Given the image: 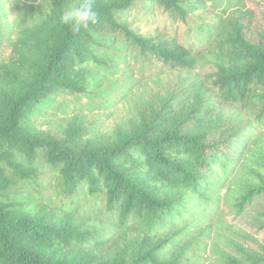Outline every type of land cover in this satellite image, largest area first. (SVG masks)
Masks as SVG:
<instances>
[{
	"label": "trees",
	"instance_id": "obj_1",
	"mask_svg": "<svg viewBox=\"0 0 264 264\" xmlns=\"http://www.w3.org/2000/svg\"><path fill=\"white\" fill-rule=\"evenodd\" d=\"M13 2L16 38L8 59L0 53V264H183L224 209L242 215L256 202L258 239L221 264H264V0H94L99 23L78 34L59 19L78 0ZM139 2L167 19L154 35L118 16ZM198 12L214 20L200 27L195 49L177 28ZM111 46L173 74L167 101L102 139L84 140L79 126L33 133L25 124L37 107L59 92L84 94L85 67L102 63ZM192 90L193 107L181 118ZM228 109L224 124L207 125ZM44 166L54 196L83 190L97 199L96 214L113 217L115 230L140 236L106 258L108 239L85 229L92 217L32 205L25 195L43 192L36 186ZM202 210L215 216L188 239V217Z\"/></svg>",
	"mask_w": 264,
	"mask_h": 264
},
{
	"label": "rangeland",
	"instance_id": "obj_2",
	"mask_svg": "<svg viewBox=\"0 0 264 264\" xmlns=\"http://www.w3.org/2000/svg\"><path fill=\"white\" fill-rule=\"evenodd\" d=\"M13 3V0H0L1 59H8L11 52L10 43L16 38L18 19ZM213 15L202 12L189 15L187 22L180 23L177 28L181 40L193 45L195 49L199 48L200 38L202 34L204 35L199 29L209 25L214 20ZM118 16L121 21L143 35H154V28L167 20L149 3L141 2L134 5L130 11L119 13ZM101 59L102 63H90L84 69L86 87L84 94L69 92L53 94L37 107L35 114L25 125L33 133L44 135H60L73 126H79L84 140L106 138L119 128L137 123L142 116L148 115V111L154 106L158 105L159 109L176 87L177 80L173 74L159 73L160 70L155 64L143 63L139 58L123 52L120 47L111 46V51L102 54ZM194 80L195 78L190 80L188 85L184 84V87L186 85L189 87ZM177 87L182 86L178 83ZM189 92L190 89L186 94ZM195 93L196 90H192L190 102L180 111L181 118H184L193 107ZM183 97L179 96L182 99ZM232 113L231 109L217 111L207 125L224 124L232 117ZM240 119L241 117H238V121H241ZM52 184L53 176L49 167L44 166L39 172L36 186V190L43 189V192L39 195L28 192L25 196L32 198L34 206L44 202L48 206L51 205L50 209L59 210L60 205H65L79 210L83 215H89V218L92 217L93 222L90 227L88 223L85 229L92 232V239H108L106 258L113 257L123 245L140 236L138 231H131L124 237L121 230H115L113 217L96 214L94 211L97 208L95 202L97 199L94 196L89 198L82 190L77 194L80 198L77 195L69 199L56 197L53 195ZM258 205L256 202L252 207L245 209L242 215H237L227 208L215 218L214 213L204 218L206 211L194 212L188 217L192 223L188 239L193 234H198L199 230L210 222L209 219L214 220L211 228L198 235L185 251L187 259L183 264H221V258L235 255L239 248L245 246V240L258 239L255 235L256 228H253L257 222L255 213L258 212L256 211Z\"/></svg>",
	"mask_w": 264,
	"mask_h": 264
},
{
	"label": "clouds",
	"instance_id": "obj_3",
	"mask_svg": "<svg viewBox=\"0 0 264 264\" xmlns=\"http://www.w3.org/2000/svg\"><path fill=\"white\" fill-rule=\"evenodd\" d=\"M59 19L73 33L78 34L81 30L99 23V14L95 8L94 0H78L77 3L68 6Z\"/></svg>",
	"mask_w": 264,
	"mask_h": 264
}]
</instances>
